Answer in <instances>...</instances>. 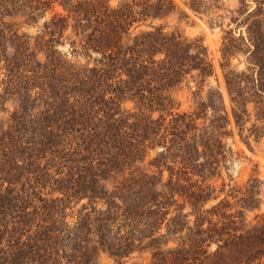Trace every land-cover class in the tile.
<instances>
[{"label":"trees","instance_id":"16d2710c","mask_svg":"<svg viewBox=\"0 0 264 264\" xmlns=\"http://www.w3.org/2000/svg\"><path fill=\"white\" fill-rule=\"evenodd\" d=\"M221 1L184 3L215 64L171 0H0V264H264L262 183L224 176L264 140V0Z\"/></svg>","mask_w":264,"mask_h":264},{"label":"rangeland","instance_id":"374dc122","mask_svg":"<svg viewBox=\"0 0 264 264\" xmlns=\"http://www.w3.org/2000/svg\"><path fill=\"white\" fill-rule=\"evenodd\" d=\"M181 10H184L188 18H182L181 20L177 15H172L166 18L164 21L158 24L166 26L167 30L178 29L184 36L189 38H202L205 46H207L210 57L215 64L219 60V48L221 44L222 30L219 26H210L211 16L196 15L192 13L184 5L187 0H171ZM223 6L228 9H234L238 3V0H222ZM61 8L56 5L54 12L60 13ZM225 12L221 11L214 13L213 18L217 15H223ZM227 20L224 21V25L227 24ZM31 35L36 34L37 28L23 29ZM59 49L63 52L68 51V46H59ZM219 73V71H218ZM212 85H215V80H210ZM194 89V88H193ZM206 88H204V91ZM181 110H189L192 106V95L189 90H184L181 94ZM226 142L231 146L234 155L229 165L228 174L231 176V180L225 175V181L227 184L242 185L246 183L249 178H256L262 183V192L264 193V140L259 143L251 142V149L242 143L236 133L233 139H227ZM218 185L220 182L217 183ZM227 190V187L226 189ZM264 198V196H262ZM263 209V208H262ZM99 264H113V261L105 254H102L99 258Z\"/></svg>","mask_w":264,"mask_h":264}]
</instances>
